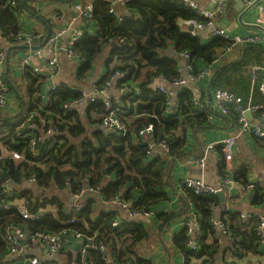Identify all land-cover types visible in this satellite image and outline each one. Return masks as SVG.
Listing matches in <instances>:
<instances>
[{"label":"trees","instance_id":"trees-1","mask_svg":"<svg viewBox=\"0 0 264 264\" xmlns=\"http://www.w3.org/2000/svg\"><path fill=\"white\" fill-rule=\"evenodd\" d=\"M8 1L0 0V31L6 41V48L8 45L11 48V54L16 48H28L30 44L35 43L38 33L30 32L32 39L29 43L15 39L22 29L18 14L23 8L20 1L16 6H10ZM34 1L36 0H25L24 6L31 16L38 17V10L30 5ZM91 2L93 10L89 25L93 28L92 33L84 30L83 35L73 45L74 53L82 60L77 77L90 73L88 71L92 69L94 61L100 58L106 49V73L98 81V85L104 84L119 71L125 75L118 79L117 83L126 88L128 83L136 80L141 72L145 71L144 80L138 84L139 93L126 94L132 96L128 98L130 105L125 99L121 101L124 107L129 106L125 114H120V118L127 123V132L120 136L116 133L103 134L101 130H96L93 139L88 136L79 139L86 132L85 126L79 120L73 119L74 111L64 108L65 102L80 98L79 91L64 86L48 90L44 76L40 72L32 71L29 66L21 68L27 81V90L12 82L9 84L3 81L15 93L20 107L22 102L24 105L16 116L0 111V200L23 199L31 213L41 209L47 210L38 219H25L14 206L9 210L0 209V264L14 263L5 258L7 245L4 235L5 227L9 224L23 226L33 233L73 230L93 238L97 243H104V253L99 249H88L85 258L87 264H107L108 257H111L113 262L150 264L148 259L134 253L138 242L149 236L144 223L132 220L112 227L114 212L92 215L97 195L87 194L89 197L85 206L76 211L71 207L68 209L54 190L61 192L68 189L71 194H77L88 188L100 189V196L108 200L121 193L125 200L131 202L133 210L153 211L159 229H166L178 215L175 212H157L155 206L168 200V193L163 187L168 183L166 176L170 163L166 165V158L157 153L147 157L145 145L137 141L133 133L140 127L152 124L153 136L164 138L169 144L167 160L173 162L174 158L180 159L184 156L182 149L187 143V132L193 131L201 144V134L210 128L206 114L194 109L192 94L188 89L183 88L176 92L173 99L174 108L166 113V94L149 88L147 84L154 78H161L169 84L180 77V72L177 71L179 60L170 49L176 52L187 51L194 68L198 69L201 64H209L212 58L224 49L227 41L220 37H211L204 41L199 34L191 35L184 21L203 19L176 0H129L122 4L125 10L122 20L109 13L108 1ZM86 24L87 22H82L81 27L86 28ZM6 48L0 46L4 51ZM256 49L261 50L259 57L253 53ZM252 56L259 60L251 64L250 72H246L245 66ZM228 58L224 57L219 65L214 67L211 77L207 80L206 98L216 89H224L241 96L244 103L248 97H251L253 102L264 103L263 94L256 89L251 91L252 68H264V46L250 45L242 60L223 63ZM172 98L173 96L171 101ZM114 101L115 104L121 105L117 99ZM87 107L89 111L98 110L104 114V107L99 99L89 103ZM229 117L234 120L233 115ZM28 125L33 128L28 129ZM52 127L58 132L53 138L45 141L48 143L56 139L57 142L55 141L45 153L31 155L28 149L30 132L42 134ZM252 140L264 148V138L253 136ZM12 152L19 153L21 158H11ZM248 170L246 165L241 164L236 172H232L233 179L244 191H252L253 204L261 205L264 201V186L249 183ZM3 173L6 179L2 178ZM28 177H34L35 184L31 188H21L22 182ZM4 180L6 187L1 185ZM9 189L17 190L15 196H9ZM182 190L184 197L194 207L193 211L200 222L201 236L196 241L198 249H190L185 231L175 232L173 243L182 251L186 262L190 256L201 258L200 264L212 263L216 241L214 239L208 244L206 238L216 233L211 219L219 205L218 198L213 194H195L185 187H182ZM220 216L227 223L231 235L229 249L236 258L256 252L264 255V245L257 234L259 219L256 216L250 214V218L245 221L237 211L221 212ZM72 218L75 221L69 222ZM79 256L77 260L82 258V255Z\"/></svg>","mask_w":264,"mask_h":264},{"label":"built area","instance_id":"built-area-1","mask_svg":"<svg viewBox=\"0 0 264 264\" xmlns=\"http://www.w3.org/2000/svg\"><path fill=\"white\" fill-rule=\"evenodd\" d=\"M20 0H9L8 3L10 6H16ZM109 2V13L122 20L123 13L118 12L114 7L113 0H105ZM129 0H123L122 4ZM179 3L183 4L185 7L193 10L198 16L203 20L191 19L184 21V25L187 26V30L190 31L191 35H201V32L208 31L207 38L211 37H220L227 41V45L219 53H217L209 64H204L203 67L194 68L190 54L187 51L176 52L173 49H170L171 53L179 57V65L177 71L180 72V77L172 81L169 84H166L161 78L152 79L147 86L152 89H158L159 91L166 94V107L165 112L168 113L171 111L173 106L174 95L178 90L183 88L188 89L192 94V105L194 109L198 112H203L206 114V119L209 127H212L216 120L219 118H230V115H233V123L237 124L236 127L238 132L241 134L248 135L249 137H259L264 138V126H260L249 120L246 116V112H250L252 115H257L258 120L264 121V103L262 102H253L251 97H248L247 102L244 103V100L241 96L235 95L234 93L224 90L216 89L213 91L209 98H206L207 87L202 89L199 84L202 81H207L213 72L214 67L219 65L221 60L224 57H229L232 51L239 45H253V44H262L264 43V36L262 37L255 32H250L247 34H236L231 33L226 27L216 26V22L220 15L224 14L227 10V0H213L212 6L206 7L202 6L194 0H176ZM257 15L255 16L254 24L264 28V0H258ZM72 10L74 14L71 15L63 26L54 28L47 39L40 47L33 50L35 56L42 57L46 50L52 52V56L47 60L48 72L51 74V77L56 74L59 68L57 53L60 49V39L63 34L71 27L75 20L80 17L82 22H87L86 28L77 27V30L74 31L72 38L67 41L65 46V53L68 56L75 57L77 55L73 51V45L75 42L83 35L84 30L89 32L93 29L90 27L89 21L92 15L93 4L92 2L81 3L77 2L72 5ZM31 33L27 31H19L16 40L30 42ZM38 36V35H37ZM202 36V35H201ZM6 53L4 50L0 49V69L5 63ZM78 56V55H77ZM79 57V56H78ZM31 54L27 52L24 56L16 57L15 61L20 68L29 66L32 71L39 72L37 66L30 64ZM81 60V58L79 57ZM82 61V60H81ZM125 75L124 72L116 71L104 84L98 85V81H95L93 85L92 92L94 96L87 98V101H94L99 99L104 106V114L101 119V127L109 133H116L117 135L123 136L127 132V123L120 118V114H125L129 106L123 107L122 105L115 104V97L111 93L118 94L123 91L134 92V89H125L122 88L117 80L122 78ZM82 80V78H81ZM64 84L57 83L56 85H50L47 87L48 90H55ZM130 86V85H129ZM73 90L80 92L81 96L78 99L67 101L64 103L65 109H70L72 105L78 104L82 105L86 102V94L84 90L79 87H71ZM125 89V90H124ZM256 89L258 92L264 95V68H258L254 66L252 68L251 74V91ZM8 87L3 83L2 78L0 77V111H3L8 105ZM171 96H173L171 101ZM116 100V99H115ZM87 102V103H88ZM52 124V123H51ZM32 125H28V129H32ZM56 129L54 127L47 130L45 133H34L30 132V139L28 141V149L31 155L37 156L39 153L46 152L50 149L55 141L46 142L45 139L53 138L56 134ZM40 132V131H38ZM133 136L137 141H140L145 145L146 156L152 157L154 155L155 149H160L162 151V158L168 157L169 153V144L164 138H155L153 136V125L147 124L143 127H140L136 132L133 133ZM235 135H228L217 141L208 143L206 148L207 150H212L215 145H218L220 148V153L222 154L221 161L218 165V184L212 186L205 183L201 178H180L178 181V186L191 189L195 194L200 195H215L218 191H224V193H231L233 187L239 186L240 190H243L242 187L234 181L232 172L235 171L234 167V145H235ZM43 143L41 150L38 149V144ZM61 143V141H60ZM187 145V143H186ZM11 158L19 159L21 155L17 152H12L10 155ZM1 158V155H0ZM190 161H193L195 164L203 167L205 162V154L201 157H192ZM25 181L28 182L31 186L35 184L34 177L25 178ZM248 181L251 184H260L264 186V178L254 172L252 175L248 176ZM236 183V184H235ZM2 186H7L6 181L4 180L1 184ZM100 189L88 188L80 191L77 194H71L73 201L70 203L72 210H81L85 203L82 201V198L85 194H93L100 197ZM17 190L9 189V196H15ZM118 199V200H117ZM118 201L122 208L126 209L129 215V218L134 220H139L140 222L149 224L152 216H154L153 211H138L133 210L131 207V202L125 200L122 197V194L119 193L114 199H109L108 201ZM69 203V204H70ZM12 206L18 209L20 214L25 219H38L44 212L45 209L38 210L36 212H29L26 207V202L23 199L20 200H0V209L9 210ZM224 211V210H223ZM230 211V210H228ZM215 216L211 219V223L219 229L220 233L229 237L231 239L230 232L227 228V223ZM242 220H248L250 218L249 214L240 213ZM259 219V224L257 227V234L259 236L260 242L264 245V220L261 216H257ZM72 218L69 222H74ZM122 223L120 221V216L115 215L111 221L112 227H118ZM180 226L178 228L185 229L186 235L188 236L187 244L189 246H194L197 239L201 236L200 222L196 213L193 211L179 221ZM4 239L7 245V254L6 259H10L12 264H28L33 263V257H27L25 260L20 261L21 259L16 260L26 249H32L35 245H38L41 250L48 254L57 253L62 247L63 249L68 245L71 240L77 241L79 244V255H86L88 249H99L101 252H105L106 246L104 243H97L93 238H88L82 235L77 231H68L61 230L58 233H33L29 230H26L23 226L18 227L12 224H9L5 227ZM21 240L24 243H21ZM29 263V264H30ZM59 264V263H53ZM113 264H130L128 262H113ZM257 264H264V259Z\"/></svg>","mask_w":264,"mask_h":264},{"label":"crops","instance_id":"crops-1","mask_svg":"<svg viewBox=\"0 0 264 264\" xmlns=\"http://www.w3.org/2000/svg\"><path fill=\"white\" fill-rule=\"evenodd\" d=\"M68 1L69 0L34 1L30 5L38 10V17L31 16L29 12L24 7H22L23 9L21 13L18 14V19L22 31H34L35 33H38V37H36L35 39L37 41L30 44L28 48H16L14 53L12 51V53L10 54L11 48H9V45L6 48V41L4 40L0 31V46L6 48V54L8 52V59H5V63L2 66V69H0V77L4 82L6 81L9 84H11L12 82L15 85L23 87V90H27V81L24 79L21 68L16 63L15 59L18 56H24L27 52H30V64L38 67L40 74H42L45 78L46 88L51 84L56 85L57 83H60L64 84V87L67 88L79 87L84 90L86 94V102L82 105H72L69 110L74 111L73 119L79 120L85 126L86 132L85 134L80 136L79 139L86 136L93 139V133L96 130H101L103 134L109 133H105V129H103L100 125V120L103 113L99 112L98 110V112L94 110L89 111L87 107L89 103L94 102L87 101V98L94 96V93L92 92V84H94L95 81L100 80L106 73L104 59L108 52V49L103 52L100 58L94 61L92 69L88 71L90 73L84 74V76L80 78L77 77V71L80 67V63H78V61L80 59L77 55H75V57L66 55L65 46L67 44V41L72 38V35L74 31L77 30V27L81 26L82 20L80 17H78L60 39V49L57 53L59 68L56 74L52 76V78H50L51 74L48 72L47 65V60L50 56H52V52L46 50L44 56L42 55V57L35 56L33 52V50L42 45L48 30H50L51 32L54 28L63 26L67 19L74 14L72 5L77 2L82 3V0H73L72 2ZM87 1L91 2V0ZM113 1L114 7L118 12H125L122 5L123 0ZM194 1L206 7L212 6L213 3V0ZM255 1L256 0H243V4L241 0H227V10L224 14L220 15L217 21L221 24L220 27H226L231 33L244 35L250 32H255L256 34H259L263 37L264 31L262 27H249L241 25L237 20L238 14L241 11V7H244L243 9L249 7L250 9L243 15L242 20L245 24H254L258 8V2L255 3ZM223 19L227 22H222ZM52 22L54 24L50 25V23ZM89 33H92V29L89 30ZM207 33L208 31L201 32V37L204 39V41L207 39ZM262 45L264 46V43H262ZM244 47H236L229 55V58L225 59L226 61H224L223 63L227 61L233 62L242 60L245 56ZM199 67H203V65L201 64ZM144 73L145 71H142L136 80H132L130 84L128 83V86L125 89H134L135 94H138V84L144 80ZM206 85L207 81H203L199 84L202 89H206ZM6 86L8 87V105H6L5 109L1 112H6V115L16 116L22 111L23 108L21 109V107L24 105V103L22 102V105L20 107L19 100L17 99L15 93L10 90L8 84H6ZM122 93L123 92L118 94H111L120 103L122 99H125V102H128L130 105L128 98L131 95H123ZM26 101L27 100L25 99V102ZM122 104L123 103H121V105ZM122 106L124 107V105ZM251 120L255 124L264 126V123L259 121L256 115H252ZM228 135H235L236 137L233 160L235 167L234 172L239 169V166L241 164H244L249 169L248 176L252 175V173L254 172L255 174H258L264 178V148L256 144L252 140V137L239 133L236 125L229 118H219L216 120V123L212 127L203 131L200 139L201 144L200 142H198V138L193 131L187 132L185 139L187 145H185L182 149L185 152L184 156L180 159L174 158L173 162H170V159L166 160V165L170 163V167L168 175L166 176V181L168 180V183L163 187V189L168 193V200L155 206L157 212H175L178 217L176 220H173L170 224H168V227L166 229H159L157 225L158 221L156 220L154 214V216H152L151 218L150 223L145 225V229L148 231L149 236L147 237V239L138 242V245L136 246L134 251L136 256H139L143 259H148L150 261V264H200V262L202 261L201 258L190 256L188 258L189 261L186 262L184 254L179 250V248L173 243L172 240L176 233L185 231V229L183 228H178L180 226L179 221L193 212L194 209L192 204H190L184 197L182 187L178 186V181H180V178H201L205 183L216 186L218 184V165L221 161L222 154L220 153V148L218 145H215L212 150H207L206 146L208 143L217 141L218 139H221ZM154 152L158 155L162 154V151H160V149H155ZM204 154L205 162L203 167L195 164L193 161H190L192 157H201ZM31 187L33 186H31L26 181L22 182L21 184V188L24 189ZM239 188V186L235 185L231 193H225V204L222 206L219 204L217 206L215 217L218 218L221 212H228V210H230L234 212L237 211L240 213H246L249 215L251 214L256 217L261 216L264 220V201L261 203V205L253 204V193H251L252 191H250L249 189L244 191L240 190ZM54 193L65 202V205H67L68 209L69 207H71L72 204L70 202L73 201V198L71 197L68 189H65L61 192L54 190ZM88 197L89 196L85 194L82 198V201L85 204ZM117 200L113 202L108 201V199H104L102 196L98 197L96 199L94 212L92 215L99 213L108 214L114 212V215L120 216V221L122 224L134 220L129 218L127 210L122 208ZM219 218L221 219V216ZM214 239L216 241L214 245L215 253L212 258V263L209 264H257L264 259V255L257 252L255 254H246L243 257L236 258L229 249L231 239L221 234L218 228H216L215 234H212L206 238V243L210 244ZM78 249L79 244L73 239L64 249L62 247L57 253L54 254H48L41 250L38 245H35L32 249H26L16 260L21 259L20 261H22L27 257H33L32 264H87L85 259L87 254L82 256L81 259L77 260V258L80 257ZM190 249H198L197 242H195V245L193 247L190 246ZM111 259V257L106 258L107 264H113V260L111 261Z\"/></svg>","mask_w":264,"mask_h":264},{"label":"water","instance_id":"water-1","mask_svg":"<svg viewBox=\"0 0 264 264\" xmlns=\"http://www.w3.org/2000/svg\"><path fill=\"white\" fill-rule=\"evenodd\" d=\"M24 1H25V0H20V4L22 5V7L25 8V6H24ZM72 1H73V0H69L68 2H72ZM257 1H258V0H256L255 3H256ZM241 2L243 3V0H241ZM255 3H254V4H255ZM243 4H244V3H243ZM250 7H251V6H250ZM243 8H244V7H241V9H240L241 11L239 12L238 17H237V20H238L239 24H241V25H245V26H249V27H260V26H256V25H254V24H245V23L243 22V20H242L243 15H244V14L250 9L249 7H248V8H245V9H243ZM242 9H243V10H242ZM222 22H227V21L223 19ZM216 26L220 27L221 24H220L219 22H217V23H216ZM262 28H263V27H262ZM263 31H264V28H263ZM49 34H50V30H48L47 35H46V37H45L43 43L45 42V40L47 39V37H48ZM43 43H42V45H43ZM248 47H249V45H245V47H244V51H245ZM176 58L179 59V57H176ZM5 59H8V52H7V54H6V58H5ZM81 62H82L81 60L78 61V63H81ZM122 94H123V95H126V94H127V91H126V90L123 91ZM245 116H246L249 120L252 119V114H251L250 112H246V113H245ZM262 123H264V121H263ZM105 133H108V132L106 131ZM42 147H43V143H39V144H38V149L41 150ZM2 178H3V179H6V175H5V173L2 174ZM215 195H216L217 198H218V202H219V204H220L221 206L224 205V204H225V201H226V197H225V193H224V191H218ZM21 243L23 244L24 241L21 240Z\"/></svg>","mask_w":264,"mask_h":264},{"label":"rangeland","instance_id":"rangeland-1","mask_svg":"<svg viewBox=\"0 0 264 264\" xmlns=\"http://www.w3.org/2000/svg\"><path fill=\"white\" fill-rule=\"evenodd\" d=\"M260 52H261V50L256 49V51H254L253 53H254L256 56L259 57ZM257 60H259V58H258V59H255V58L252 56V59L250 60V62L245 66V71H246V72L249 71L250 68H251V64H252V63H257V62H258Z\"/></svg>","mask_w":264,"mask_h":264},{"label":"bare ground","instance_id":"bare-ground-1","mask_svg":"<svg viewBox=\"0 0 264 264\" xmlns=\"http://www.w3.org/2000/svg\"><path fill=\"white\" fill-rule=\"evenodd\" d=\"M35 163V162H34Z\"/></svg>","mask_w":264,"mask_h":264}]
</instances>
